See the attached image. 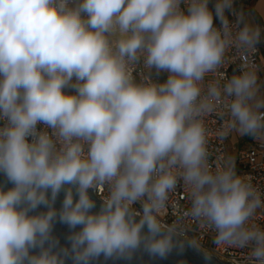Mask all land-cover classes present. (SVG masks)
Returning a JSON list of instances; mask_svg holds the SVG:
<instances>
[{"label":"clouds","instance_id":"clouds-1","mask_svg":"<svg viewBox=\"0 0 264 264\" xmlns=\"http://www.w3.org/2000/svg\"><path fill=\"white\" fill-rule=\"evenodd\" d=\"M255 12L234 0H0V264L166 257L183 247L161 219L181 182L184 218L264 264V195L232 156L210 163L205 126L215 113L264 145ZM230 50L238 69L209 78Z\"/></svg>","mask_w":264,"mask_h":264},{"label":"built area","instance_id":"built-area-1","mask_svg":"<svg viewBox=\"0 0 264 264\" xmlns=\"http://www.w3.org/2000/svg\"><path fill=\"white\" fill-rule=\"evenodd\" d=\"M247 5L241 0H234V8L239 10ZM230 21H235V16L228 14ZM258 50L253 54L252 61L258 66V71L264 67V40L258 44ZM243 57H237L234 50H230L227 62L220 70L218 75L209 78L223 79L230 77L238 69ZM153 79L158 80L153 75ZM226 117L221 119L217 114H210L205 119V126L208 133V149L210 153V163L215 166L225 156H228L227 140L231 133L225 132ZM233 152L236 169L239 174L246 175L250 178L254 186L264 195V145L260 142L245 141L239 148L235 145L231 147ZM99 199V197L94 193ZM135 207L139 210L140 205L137 203ZM190 207V201L186 190L182 184H178L177 189L169 197V201L165 211L161 214V219L168 224L176 222L183 230L184 235L178 236L182 239L191 240L197 244V249L216 257L223 262L229 264H246L248 262V249L237 248L231 246H217L214 243L215 233L208 227L189 218H184V212ZM255 223L264 227V211H258L255 217Z\"/></svg>","mask_w":264,"mask_h":264},{"label":"water","instance_id":"water-1","mask_svg":"<svg viewBox=\"0 0 264 264\" xmlns=\"http://www.w3.org/2000/svg\"><path fill=\"white\" fill-rule=\"evenodd\" d=\"M5 178L0 175V183H3ZM9 187L11 185H8ZM93 199L97 201V208L99 207L100 200L91 192ZM63 199V193L60 194L56 201V207L59 208ZM43 210V209H41ZM69 229L66 225L57 222L54 227V235L60 240L61 245L66 244L65 236L68 234ZM183 244V247L177 246L166 257L149 255L143 248L138 249L131 258H108L103 256L99 257L93 264H229L223 262L216 257L211 256L210 260L205 259V253L194 247L188 240L180 237L175 238ZM68 264H71L69 261ZM249 264V263H246Z\"/></svg>","mask_w":264,"mask_h":264},{"label":"rangeland","instance_id":"rangeland-1","mask_svg":"<svg viewBox=\"0 0 264 264\" xmlns=\"http://www.w3.org/2000/svg\"><path fill=\"white\" fill-rule=\"evenodd\" d=\"M249 1V5L253 6V7H257V8H262L264 7V0H248ZM262 91H264V87H262ZM254 141L257 142L256 140H254L253 138H248V136H239L237 133L232 132L227 143L230 145H235L237 148H239L241 146V144H243L245 141ZM233 152L229 151L228 156H232Z\"/></svg>","mask_w":264,"mask_h":264},{"label":"crops","instance_id":"crops-1","mask_svg":"<svg viewBox=\"0 0 264 264\" xmlns=\"http://www.w3.org/2000/svg\"><path fill=\"white\" fill-rule=\"evenodd\" d=\"M251 8H253V9H256V13L258 14V16L260 17V22L258 23V22H256V20H255V22L256 23H258V24H260L262 27H264V7H262V8H257V7H253V6H251V5H249ZM261 59L262 60H264V57H261ZM258 77H259V80H258V82L262 85V86H264V67H262L261 69H260V71H258ZM248 138H252V137H249L248 136ZM229 139V138H228ZM228 141V140H227ZM227 144V148L229 149V151H231V147L233 146V145H230L229 146V144L228 143H226Z\"/></svg>","mask_w":264,"mask_h":264},{"label":"trees","instance_id":"trees-1","mask_svg":"<svg viewBox=\"0 0 264 264\" xmlns=\"http://www.w3.org/2000/svg\"><path fill=\"white\" fill-rule=\"evenodd\" d=\"M241 1H243L244 3H246V7L245 8H243V9H245L246 11H251L253 8H251L250 6H249V1L248 0H241ZM210 7H211V4H210ZM253 15H254V17H255V20H256V22H260V17L258 16V14L255 12V13H253ZM218 23V22H217ZM157 78H158V80L159 81H161V82H163L164 80H166V78H167V74L166 73H161L159 76H157Z\"/></svg>","mask_w":264,"mask_h":264}]
</instances>
